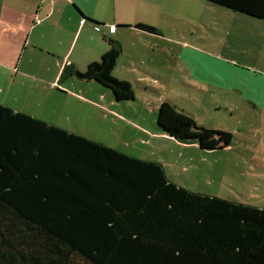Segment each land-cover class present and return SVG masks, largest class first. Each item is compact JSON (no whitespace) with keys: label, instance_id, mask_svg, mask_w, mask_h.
<instances>
[{"label":"trees","instance_id":"trees-1","mask_svg":"<svg viewBox=\"0 0 264 264\" xmlns=\"http://www.w3.org/2000/svg\"><path fill=\"white\" fill-rule=\"evenodd\" d=\"M204 1L264 21V0ZM108 41L66 77L109 83ZM0 264H264V208L0 103Z\"/></svg>","mask_w":264,"mask_h":264},{"label":"rangeland","instance_id":"rangeland-1","mask_svg":"<svg viewBox=\"0 0 264 264\" xmlns=\"http://www.w3.org/2000/svg\"><path fill=\"white\" fill-rule=\"evenodd\" d=\"M163 2L157 23L141 24L150 31H121L109 83L85 86L94 89L92 104L70 95L65 112L47 117L162 164L173 182L190 191L264 208V21L204 0ZM187 50L216 54L213 74L219 79L213 83L229 89L192 88ZM36 59L43 62L39 54ZM70 68L64 66L63 77ZM22 98L34 99L25 87ZM39 107L32 102L23 108Z\"/></svg>","mask_w":264,"mask_h":264},{"label":"crops","instance_id":"crops-1","mask_svg":"<svg viewBox=\"0 0 264 264\" xmlns=\"http://www.w3.org/2000/svg\"><path fill=\"white\" fill-rule=\"evenodd\" d=\"M164 11L163 0H0V103L59 126L47 116L65 112L70 95L92 104L94 89L85 86L95 83L63 78L64 66L84 72L91 64L105 62L111 50L108 39L121 43V31L126 29L150 31L141 24L152 26ZM111 27L115 33L109 32ZM187 51L183 55L188 58L185 66L193 77L192 88L200 86L205 93L213 87L229 89L213 83L219 79L213 74L214 60L219 61L216 54ZM118 63L117 59L113 67ZM24 87L34 99L22 98ZM32 102L40 105L38 111L24 109Z\"/></svg>","mask_w":264,"mask_h":264},{"label":"built area","instance_id":"built-area-1","mask_svg":"<svg viewBox=\"0 0 264 264\" xmlns=\"http://www.w3.org/2000/svg\"><path fill=\"white\" fill-rule=\"evenodd\" d=\"M97 28H98V30H100V27H97ZM109 32L115 33V27H111Z\"/></svg>","mask_w":264,"mask_h":264}]
</instances>
